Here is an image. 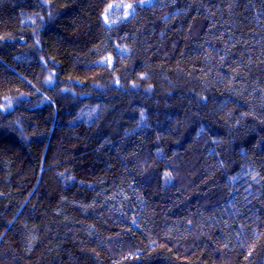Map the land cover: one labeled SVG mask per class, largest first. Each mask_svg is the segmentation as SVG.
Listing matches in <instances>:
<instances>
[{
  "label": "trees",
  "instance_id": "trees-1",
  "mask_svg": "<svg viewBox=\"0 0 264 264\" xmlns=\"http://www.w3.org/2000/svg\"><path fill=\"white\" fill-rule=\"evenodd\" d=\"M0 264H264V0H0Z\"/></svg>",
  "mask_w": 264,
  "mask_h": 264
}]
</instances>
